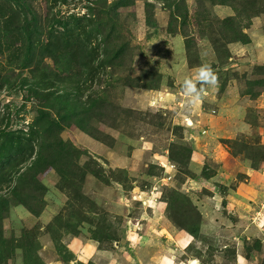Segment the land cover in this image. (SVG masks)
Here are the masks:
<instances>
[{
    "label": "rangeland",
    "instance_id": "1",
    "mask_svg": "<svg viewBox=\"0 0 264 264\" xmlns=\"http://www.w3.org/2000/svg\"><path fill=\"white\" fill-rule=\"evenodd\" d=\"M70 2L64 11L84 12L86 0ZM188 2L193 23L186 30L199 51L192 61L184 56L181 33L169 32L167 8L154 2L155 26L145 20L146 0L125 9L137 17L132 43L139 55L128 85L115 88L111 99L129 113L118 117V127L93 124L107 134L104 141L76 125L62 131L81 165L95 161L100 176L79 177L77 198L73 188H60L59 174L49 169L39 175L45 187L36 205L41 213L12 207L5 235L21 242L29 231L44 262L28 264H264V153L258 147L264 146V73L257 70L264 65V13L244 29L249 43L229 44L231 58L221 67L207 55L212 48L197 24L195 0ZM210 10L220 18L234 14L224 5ZM202 63L212 65L218 83L189 110L181 81ZM143 69L164 74L157 89L140 86ZM256 78L260 82L253 83ZM229 82L239 91L228 89ZM36 106L23 92L0 93V115L14 129L32 122ZM236 118L246 122L240 129L231 121ZM191 144L182 162V148ZM23 252L16 249L5 264H25Z\"/></svg>",
    "mask_w": 264,
    "mask_h": 264
},
{
    "label": "trees",
    "instance_id": "2",
    "mask_svg": "<svg viewBox=\"0 0 264 264\" xmlns=\"http://www.w3.org/2000/svg\"><path fill=\"white\" fill-rule=\"evenodd\" d=\"M153 1L169 10L173 27L169 32L184 37L188 61L198 57V41L186 30L193 23L189 0H146L145 20L155 26ZM134 2L86 0L80 13L63 10L70 0H0V93L23 92L26 101L37 105L36 116L27 127L14 129L12 120L0 115V264L7 263L18 248L24 251L25 264L33 259L44 263L31 246L29 231L21 242L4 233V220L14 205L22 204L35 215L41 213L36 208L45 188L40 174L54 168L60 176V188H73L74 193L79 177L84 180L88 173L100 176L98 163L81 165L80 153L61 133L76 125L104 141L107 134L93 124L118 127V117L129 113L130 109L118 106L111 97L115 88L128 85L133 60L139 55L132 43V25L137 17L135 12L125 10ZM195 4L197 24L214 51V64L221 67L231 58L229 44L249 43L250 36L244 29L264 13V0H195ZM216 5L228 6L234 14L214 16L210 7ZM257 70L264 73V65H258ZM163 77L161 71L143 69L140 86L158 88ZM256 81L260 82L258 78L252 80ZM226 84L221 85L222 91ZM111 113L117 118L112 120ZM258 147L264 153V146ZM182 149L183 162L193 146ZM171 204L176 205L175 201ZM182 205L179 202L178 208ZM184 207L189 205L184 202Z\"/></svg>",
    "mask_w": 264,
    "mask_h": 264
},
{
    "label": "clouds",
    "instance_id": "3",
    "mask_svg": "<svg viewBox=\"0 0 264 264\" xmlns=\"http://www.w3.org/2000/svg\"><path fill=\"white\" fill-rule=\"evenodd\" d=\"M218 77L211 64L202 63L196 67L194 75H185L181 81V87L185 98V107L191 110L195 108L202 98L207 95V88L215 87ZM189 126L193 122L187 120Z\"/></svg>",
    "mask_w": 264,
    "mask_h": 264
},
{
    "label": "crops",
    "instance_id": "4",
    "mask_svg": "<svg viewBox=\"0 0 264 264\" xmlns=\"http://www.w3.org/2000/svg\"><path fill=\"white\" fill-rule=\"evenodd\" d=\"M232 13H229V15H231ZM208 52L209 53H207V55H208V57L210 56V57H212V58H215L216 56H215V54H214V52H212V50L210 49V51L208 50ZM186 55V53H185V47H184V56ZM216 59V58H215ZM184 73H185V71H184ZM233 87H235V90L236 91H239L238 90V88H237V86H234V85H232L230 82H229V84H228V86H227V88L228 89H231V88H233ZM240 94V93H239ZM224 95H226V94H224ZM238 97V98H237ZM237 97H236V101H239V96H238V94H237ZM228 101L229 100H231V99H228V96H227V98H226ZM239 105H242V104H240V103H237L236 104V109L237 110H239V108H240V112H243L244 110H243V107H240ZM239 106V107H238ZM231 121H234L235 122V128H237V129H240L241 128V125H240V123H246V122H244L241 118H236V119H232ZM238 132H240L239 130H237ZM242 132V131H241ZM192 137H194L195 139L197 138V136L195 135V136H193L192 135Z\"/></svg>",
    "mask_w": 264,
    "mask_h": 264
}]
</instances>
